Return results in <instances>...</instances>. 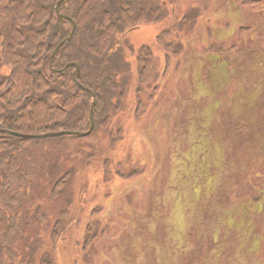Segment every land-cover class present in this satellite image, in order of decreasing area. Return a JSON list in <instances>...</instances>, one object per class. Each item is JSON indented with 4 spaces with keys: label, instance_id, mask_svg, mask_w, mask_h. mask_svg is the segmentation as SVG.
I'll return each mask as SVG.
<instances>
[{
    "label": "rangeland",
    "instance_id": "rangeland-1",
    "mask_svg": "<svg viewBox=\"0 0 264 264\" xmlns=\"http://www.w3.org/2000/svg\"><path fill=\"white\" fill-rule=\"evenodd\" d=\"M162 2L163 20L119 33L96 59L124 88L121 108L92 136L32 145L21 214L44 219L7 244L16 261L264 264V0Z\"/></svg>",
    "mask_w": 264,
    "mask_h": 264
},
{
    "label": "trees",
    "instance_id": "trees-1",
    "mask_svg": "<svg viewBox=\"0 0 264 264\" xmlns=\"http://www.w3.org/2000/svg\"><path fill=\"white\" fill-rule=\"evenodd\" d=\"M108 1L0 0V130H6L0 131V253L4 249L10 256L5 260L0 256V264H33L34 257L24 258L18 252L21 257L16 261L12 247L7 244L24 240L23 226L34 224L37 218L44 219L39 208L28 218L21 214V208L29 176L26 160L30 149L38 143L37 139L51 138L20 137L9 131L32 135L87 131L91 124L88 116L92 96L83 85L97 99L92 136L109 121L111 112L121 108L124 97V88L120 93L117 91L114 75L99 67L96 59L107 55L119 33L121 40L129 28L132 30L141 22L161 21L167 14L164 0L155 6L137 0H120L114 6ZM234 1L241 5L255 2ZM58 12L71 19L61 21ZM73 23L76 24L73 37L51 59L56 46L72 31ZM152 54L145 47L138 55L142 63L138 79L142 86L152 79L154 69H149ZM73 62L80 66L78 81L74 78L75 65L67 66ZM112 92L119 93L115 100ZM59 137L63 135L55 138ZM68 177L69 172L59 177L54 190L60 191ZM61 226L58 219L52 231L55 239L61 235Z\"/></svg>",
    "mask_w": 264,
    "mask_h": 264
},
{
    "label": "water",
    "instance_id": "water-1",
    "mask_svg": "<svg viewBox=\"0 0 264 264\" xmlns=\"http://www.w3.org/2000/svg\"><path fill=\"white\" fill-rule=\"evenodd\" d=\"M60 3V2H59ZM58 3V5H59ZM58 17L61 21H64L65 19H71L69 16L63 15L61 13L58 12ZM75 27L76 24L73 23V29L70 32V34L64 38L61 42H59V44L56 46V48L54 49L52 55H51V59H53V57L55 56V54L58 52V50L60 49V47L65 43L68 42L69 40H71V38L73 37L74 31H75ZM52 64V63H51ZM71 65H75V71H74V78L76 81H78L79 76H80V66L78 63L73 62V63H69L67 64V66H71ZM85 90H88L89 92H91V96H92V103H91V109H90V119H91V124H90V128L87 131H77V130H61V131H55V132H46V133H41V134H27V133H22V132H16V131H9L11 134L13 135H17L20 137H28V138H47V137H56V136H62V135H70V136H75V137H85L88 136L94 129V117H93V113H94V108H95V104L97 102L96 96L95 94L88 89L87 87L81 85ZM0 131H6V130H0Z\"/></svg>",
    "mask_w": 264,
    "mask_h": 264
}]
</instances>
